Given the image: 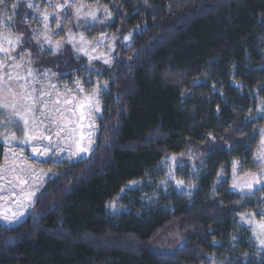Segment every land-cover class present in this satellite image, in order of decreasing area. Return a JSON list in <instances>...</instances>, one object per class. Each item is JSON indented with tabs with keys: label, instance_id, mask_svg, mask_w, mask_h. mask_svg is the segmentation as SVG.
Listing matches in <instances>:
<instances>
[{
	"label": "trees",
	"instance_id": "16d2710c",
	"mask_svg": "<svg viewBox=\"0 0 264 264\" xmlns=\"http://www.w3.org/2000/svg\"><path fill=\"white\" fill-rule=\"evenodd\" d=\"M30 1L62 0L0 4L19 40L7 58L61 79L99 71L101 117L90 157L0 225V264H264V0H82L111 18L89 38H116L113 63L92 66L38 46ZM242 177L260 183L233 187ZM170 235L175 249L155 251Z\"/></svg>",
	"mask_w": 264,
	"mask_h": 264
},
{
	"label": "rangeland",
	"instance_id": "374dc122",
	"mask_svg": "<svg viewBox=\"0 0 264 264\" xmlns=\"http://www.w3.org/2000/svg\"><path fill=\"white\" fill-rule=\"evenodd\" d=\"M29 4L33 5L30 9L35 17V41L42 50L56 54L65 45H70L91 66L95 62L103 65L113 63L116 38L101 33L89 38L95 31L99 32L101 24L111 21L106 8L88 6L82 0L49 1L45 5L30 1ZM77 9H80L79 14ZM69 11L72 17H69ZM44 15L49 16L47 21H44ZM4 18H0V28L9 23ZM84 30L88 31L86 35ZM7 31L0 32V49H4L0 51V103L14 105V108L0 107V144L4 146L0 164V225L16 226L26 219L49 180L54 179L63 168L90 157L97 141L100 96L104 86H101L103 78H99V71L94 73L92 67L82 76L61 79L51 72L39 74L30 65L28 53L16 60L10 59L11 56L8 59V53L16 49L19 40L10 28ZM9 40L12 42L9 43ZM5 59L12 61L7 63ZM25 93L30 96L27 100L23 98ZM33 101L34 107L26 118L30 125L35 124L43 130L45 136H51V142L48 139L42 141L43 145H49L48 154L43 156L33 154L35 142H23V121L14 114L16 111L25 112L24 105L33 104ZM45 102L47 108L43 106ZM42 112L44 115H41ZM32 117L36 118L35 121ZM13 134L15 139L11 138ZM80 148L87 151L81 152ZM255 161L264 171V148L256 155ZM256 181L242 177L234 182L237 188L249 192L259 185ZM249 183L252 184L251 189L246 186ZM13 214L15 219H12ZM3 215H7L9 220L3 219ZM256 233L261 245L264 230L258 227ZM171 235L159 242L154 250L165 252L175 249L179 241Z\"/></svg>",
	"mask_w": 264,
	"mask_h": 264
},
{
	"label": "snow or ice",
	"instance_id": "6c2138e0",
	"mask_svg": "<svg viewBox=\"0 0 264 264\" xmlns=\"http://www.w3.org/2000/svg\"><path fill=\"white\" fill-rule=\"evenodd\" d=\"M3 2H4V0H0V4H2ZM28 7L31 8V7H33V5L29 4ZM57 7H65V5H57ZM79 11H80V9H77V14H79ZM43 19H44V21H47L49 19V16L48 15H44ZM59 26H60L59 23H57V27H59ZM45 27H47L46 24H45ZM8 42L11 43L12 41L9 40ZM49 43H50V41H49ZM58 46H59V44H57V47ZM0 51H4V49H0ZM105 63H108V61H105ZM9 79H11V77H9ZM23 98L25 100H27V99L30 98V96H29V94L25 93ZM56 103H59V102L57 101ZM34 104H35V101H33V104H25L24 105L25 112L16 111L14 114L16 116H18L21 121H23V130H24V140H23V142L24 143H30V144L35 142V146L32 149L33 154L34 155H42L43 156V155H47L48 154L49 145H43L42 141L44 139H48L49 142H51V136L50 135L45 136L43 130H40L37 126H35V124H31L30 125L29 119L26 118V114L30 113L32 111V109L34 107ZM43 106L45 108H47L48 107L47 102H45ZM0 107H5V108L13 107L14 108V105H10L8 103H0ZM82 107H83V105H82ZM41 115H44V113L42 112ZM32 119H33V121H35L36 118L32 117ZM57 127H59V125H57ZM62 130L63 129H61V131ZM37 133H39V135H37ZM56 135L59 136V132H57ZM11 138L15 139V135L13 134ZM80 151L84 152V151H87V149L86 148H80ZM177 183L178 184H182L183 182L182 181H177ZM256 183H260V181L257 180ZM246 186L249 189L252 188V184L251 183L247 184ZM233 187H237V185L234 184ZM112 206L114 207V205H112ZM15 218H16V216H15V214H13L12 219H15ZM3 219L9 220V217L7 215H3ZM260 228L262 230H264V222H262L260 224ZM260 243L262 245H264V240H261Z\"/></svg>",
	"mask_w": 264,
	"mask_h": 264
}]
</instances>
